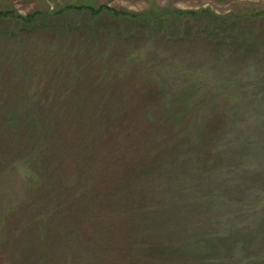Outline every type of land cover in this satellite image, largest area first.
Wrapping results in <instances>:
<instances>
[{"label": "rangeland", "instance_id": "rangeland-1", "mask_svg": "<svg viewBox=\"0 0 264 264\" xmlns=\"http://www.w3.org/2000/svg\"><path fill=\"white\" fill-rule=\"evenodd\" d=\"M0 264H264V0H0Z\"/></svg>", "mask_w": 264, "mask_h": 264}, {"label": "trees", "instance_id": "trees-1", "mask_svg": "<svg viewBox=\"0 0 264 264\" xmlns=\"http://www.w3.org/2000/svg\"><path fill=\"white\" fill-rule=\"evenodd\" d=\"M107 11V9H105L104 7H102V6H98L97 8H96V10H95V13H104V12H106ZM179 13H177L176 12V14H181V15H184V13L183 12H180V11H178ZM188 14H190V15H192V14H194V13H192V12H190V13H188ZM201 14L202 15H204V13L201 11ZM200 14V15H201ZM208 22H209V28H213L214 27V25H215V23H216V21L215 20H212V19H208Z\"/></svg>", "mask_w": 264, "mask_h": 264}]
</instances>
